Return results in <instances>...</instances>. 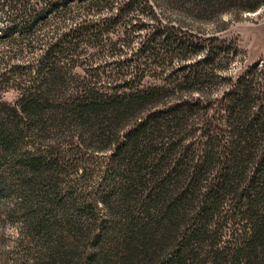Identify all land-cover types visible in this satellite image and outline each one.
<instances>
[{"label": "trees", "instance_id": "16d2710c", "mask_svg": "<svg viewBox=\"0 0 264 264\" xmlns=\"http://www.w3.org/2000/svg\"><path fill=\"white\" fill-rule=\"evenodd\" d=\"M148 1L0 0V84L20 92L8 112L12 130H0V160L20 147L16 140L25 125L40 129L56 116L90 121L102 134L120 131L114 145L126 210L120 230L130 235L121 250L124 260L264 264V61L236 79L224 74L220 63L227 50L215 44L218 38L202 44L156 16L144 20L140 12L152 8ZM118 25L124 30L114 40ZM143 28L144 36L136 34ZM137 37L139 46L132 48ZM177 52L186 53L184 62L170 73L157 71L164 82L147 84L152 61L164 65ZM100 54L118 59L100 57L99 63ZM76 67L89 79L69 77ZM219 79L227 80L226 89L212 96L210 84ZM41 162L0 165V195ZM27 182L15 184L14 195L27 196ZM142 186V196H134L133 189ZM225 206L246 221L245 232L233 235L234 246L218 248L221 229L209 227L217 214L230 221ZM60 214L71 230L84 231L82 215ZM55 218L28 213L26 221L46 228L57 225Z\"/></svg>", "mask_w": 264, "mask_h": 264}, {"label": "rangeland", "instance_id": "374dc122", "mask_svg": "<svg viewBox=\"0 0 264 264\" xmlns=\"http://www.w3.org/2000/svg\"><path fill=\"white\" fill-rule=\"evenodd\" d=\"M148 3L152 8L139 13L144 20L156 16L160 23L180 28L184 35L202 44H208L211 37L218 38L215 44L223 45L227 50L226 58L220 63L224 74H231L236 79L250 66L264 61V0H149ZM256 4L259 6L253 9ZM2 19L3 15H0V22ZM115 30L111 35L118 40L124 27L118 25ZM146 32L143 28L136 34L144 36ZM138 40L137 37L132 48H138ZM98 49L93 47L91 51ZM165 49L172 51L169 46ZM106 52L110 53L108 49ZM117 52L120 56L119 49ZM193 52L186 53L192 58ZM175 54V58H168L169 62L166 60L161 66L152 61V69L147 70V84L164 82L165 75L156 72L166 68L170 73L184 62L181 60L184 55ZM222 56L224 52L220 54ZM96 57L99 63L100 57L104 61L118 59L104 54ZM115 66L112 64L108 68L113 70ZM63 69L66 72L68 67ZM67 74L82 82L89 79L83 67H76ZM226 83L227 80L219 79L210 84L212 96L223 92ZM193 93L198 95V92ZM19 96L18 89L0 84V130H12L14 121L8 118V112L17 104ZM24 127L25 133L16 140L20 147L8 151L0 165L9 168L15 160L29 165L38 158L42 162L38 170H26L15 183L28 180L27 196L14 195L15 184L12 183L1 192L0 264H130L128 259L124 260L126 255L121 251L130 235L120 230L121 222L126 219L125 200L120 192V162L116 164L114 151L120 131L115 136L110 131L102 134L93 129L90 121H77L65 115L56 116L40 129L33 123L30 128ZM5 176L8 177L9 172L5 171ZM144 191V186L135 187L132 194L142 196ZM229 206L222 211L223 215L231 216L230 221L225 223L224 216L217 214L209 227L212 232L221 229L218 248L228 242L234 246L233 235L245 232L246 221L229 211ZM28 213L44 215L48 221L57 215V225L39 228L29 224L26 221ZM60 213L69 219L82 215L81 220L86 224L84 231L80 226L71 230ZM203 248L201 254L208 249L206 245Z\"/></svg>", "mask_w": 264, "mask_h": 264}]
</instances>
